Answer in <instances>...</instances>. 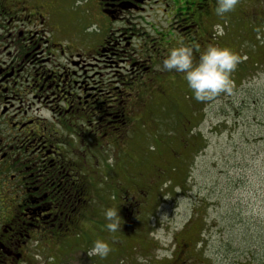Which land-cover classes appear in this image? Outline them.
I'll return each instance as SVG.
<instances>
[{
	"label": "rangeland",
	"instance_id": "obj_1",
	"mask_svg": "<svg viewBox=\"0 0 264 264\" xmlns=\"http://www.w3.org/2000/svg\"><path fill=\"white\" fill-rule=\"evenodd\" d=\"M73 1L74 9L81 5ZM219 17L209 23L211 43L242 57L231 74L233 92L196 101L182 73L162 70V58L151 76L169 75L165 81L130 84L134 120L123 143L98 148L97 167L91 175L89 166L83 172L85 180L95 177L96 188L101 183L95 201L85 205L76 229L63 240L33 241L31 264H264V0H238ZM141 19L142 38L159 39L152 26L169 31L160 13L146 11ZM77 28L90 37L101 32L89 29L84 18ZM176 38L178 43L189 37ZM168 39L167 50L176 44ZM208 45L192 43L194 62ZM129 50L135 52L130 45ZM106 157L114 170L102 180ZM107 207H118L122 224L116 233L103 227ZM7 214L0 213V222ZM193 214L192 225L182 229ZM98 238L112 249L104 258L89 254Z\"/></svg>",
	"mask_w": 264,
	"mask_h": 264
},
{
	"label": "flooded vegetation",
	"instance_id": "obj_2",
	"mask_svg": "<svg viewBox=\"0 0 264 264\" xmlns=\"http://www.w3.org/2000/svg\"><path fill=\"white\" fill-rule=\"evenodd\" d=\"M77 1L74 9L73 0H0V207L12 213L0 222V264H31V244L76 229L101 186L84 179L86 167L91 175L98 148L122 144L133 124L129 85L165 81L151 74L168 38L212 44L210 20L221 18L217 0ZM146 11L168 25L150 28L157 40L138 33ZM81 18L101 32H78ZM104 165L107 180L114 162Z\"/></svg>",
	"mask_w": 264,
	"mask_h": 264
},
{
	"label": "clouds",
	"instance_id": "obj_3",
	"mask_svg": "<svg viewBox=\"0 0 264 264\" xmlns=\"http://www.w3.org/2000/svg\"><path fill=\"white\" fill-rule=\"evenodd\" d=\"M238 0H217L215 12L219 16L232 11ZM217 35L222 36L224 29L216 26ZM199 47V45H195ZM242 57L229 47H221L216 44L208 45L200 52L198 60L194 62L193 46L183 41L168 49L162 60V70L182 73L192 98L196 101H209L220 93L231 94L234 89V81L231 74L240 63ZM105 223L103 225L109 232L120 231L121 217L118 215V207H107L104 210ZM112 249L107 241L96 239L92 242L89 254L100 258L106 257Z\"/></svg>",
	"mask_w": 264,
	"mask_h": 264
},
{
	"label": "trees",
	"instance_id": "obj_4",
	"mask_svg": "<svg viewBox=\"0 0 264 264\" xmlns=\"http://www.w3.org/2000/svg\"><path fill=\"white\" fill-rule=\"evenodd\" d=\"M212 39H213V34H212ZM196 135H198V134H196ZM203 142H205V140H203ZM2 207V206H1ZM10 212V211H9ZM1 213V212H0ZM9 215H11L12 216V213L10 212V214ZM193 216V218L191 219H189L183 226H182V229L183 228H185V227H188V226H190V225H192V222H193V219H194V217H197L196 216V214H193L192 215ZM20 264V263H19Z\"/></svg>",
	"mask_w": 264,
	"mask_h": 264
}]
</instances>
